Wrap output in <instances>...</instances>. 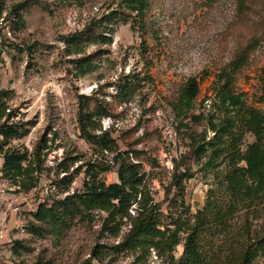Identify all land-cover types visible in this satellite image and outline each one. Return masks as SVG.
Instances as JSON below:
<instances>
[{
  "label": "rangeland",
  "instance_id": "obj_1",
  "mask_svg": "<svg viewBox=\"0 0 264 264\" xmlns=\"http://www.w3.org/2000/svg\"><path fill=\"white\" fill-rule=\"evenodd\" d=\"M121 1L87 0L80 5L72 0H0V92H6L3 102L10 121L22 133L4 149L27 152L37 162L39 179L30 193L16 189L0 198V264H32L40 257L54 264H82L96 246L111 248L128 231L124 225L118 238L103 234L107 215L95 212L89 218H75L61 234L50 226H45L43 237L30 232L32 209L51 203L53 185L67 175L73 178L70 187L78 191L86 179V168L80 170L84 163L110 162L114 157L99 155L97 145L82 136V103L90 111L99 104L108 109L110 116L100 119L96 133L110 130L120 152L140 164L155 201L164 199L176 161L186 156L181 169L195 172L186 182L191 211L204 209L210 198H227L225 164L211 168L205 165L208 159L198 163L188 157L189 134L205 131L207 120L197 124L187 119L188 127L180 128L169 100L194 77L200 94L192 114L214 116L211 104L220 70L238 49L257 38L258 47L236 75L235 86L250 107L264 112V0H247L244 16L238 15L236 0H151L144 27L136 22L139 18L107 19ZM24 2L20 21L12 10ZM84 54L97 58L93 70L82 77L71 61ZM253 141L247 135L243 148ZM3 163L0 156V171ZM117 171L118 167L101 177L115 183ZM68 185L57 188L68 189ZM241 217L240 212L213 218L205 238L209 264H264V257H249L239 242ZM15 241L23 243L16 251ZM183 250V244L176 248L177 259ZM112 258L108 256L105 264H131L136 256L122 253L111 263ZM141 264L169 263L152 252Z\"/></svg>",
  "mask_w": 264,
  "mask_h": 264
},
{
  "label": "trees",
  "instance_id": "obj_2",
  "mask_svg": "<svg viewBox=\"0 0 264 264\" xmlns=\"http://www.w3.org/2000/svg\"><path fill=\"white\" fill-rule=\"evenodd\" d=\"M72 1L84 5L87 0ZM236 1L238 15H246L247 0ZM150 4L151 0H122L118 9L110 13L107 19L113 20L115 16L125 20L139 18L136 22L144 27V17ZM25 7L26 2L19 3L13 8L12 15L21 21V11ZM257 40L253 38L245 47L238 49L233 59L220 70L211 104L214 116L192 114L200 94V84L194 77L183 83L169 100L180 128L188 127L185 125L187 119L197 124L207 120L205 131L189 134L188 157H194L198 163L208 159L205 165L211 168L225 164L223 186L226 200L215 201L210 198L204 209L196 213L191 211L186 203V182L195 176V172L181 169L186 156L176 161L171 181L165 187L164 199L161 202L155 201L140 164L132 161L129 153L120 152L110 130L96 133L101 129L100 119L110 116L108 109L99 104L91 111L86 107L85 112L86 104L82 103L79 115L82 136L97 145L96 153L99 155L109 153L114 157L110 162L87 161L80 167V170L86 168V179L80 190L64 198H58V194H55L50 204L39 203L32 213L34 220L30 223V232L43 237L47 230L45 226H50L52 232L61 234L64 228L71 226L75 218H89L95 212H103L107 215L103 219V234L118 238L124 225L129 226L128 231L111 248L96 246L91 257L82 264H105L110 255L113 256V263L122 253L127 252L136 256L131 264L143 263L152 252L169 264H209L205 238L213 218L234 217L241 212L243 220L237 233L239 242L249 257H264V112L250 107L245 95L235 86L236 75L248 64L258 47ZM95 58V54H84L71 63L77 74L84 77L93 70ZM5 94L4 91L0 92V136L3 138L0 156L4 159L1 173L17 190L30 193L39 184L35 176L38 165L35 160L29 159L27 152L13 147L4 149L10 140L22 136L19 125L10 121L8 108L3 102ZM209 133L213 134L212 138ZM249 134L254 137V141L244 149L245 138ZM116 167L118 181L106 183L101 176ZM67 182L68 189H59L60 194L69 190L73 178L65 175L59 181V185ZM253 221L258 224L254 225ZM22 244V241H15L14 250L22 248ZM181 244L184 247L183 254L177 259L175 251ZM32 264L54 263L40 257Z\"/></svg>",
  "mask_w": 264,
  "mask_h": 264
},
{
  "label": "built area",
  "instance_id": "obj_3",
  "mask_svg": "<svg viewBox=\"0 0 264 264\" xmlns=\"http://www.w3.org/2000/svg\"><path fill=\"white\" fill-rule=\"evenodd\" d=\"M73 184H75V183H73ZM16 189H17V187L14 186L13 183L10 180L5 179L3 177L1 171H0V198H4L8 194V192L15 191ZM50 191L52 193L58 194V198H64L67 195H70V194H74L75 193L74 187H70L69 190H67L64 194H60L58 192L57 187L55 185H53L50 188ZM38 205L33 207L32 212L36 211ZM2 236L3 235H1L0 238H3Z\"/></svg>",
  "mask_w": 264,
  "mask_h": 264
},
{
  "label": "crops",
  "instance_id": "obj_4",
  "mask_svg": "<svg viewBox=\"0 0 264 264\" xmlns=\"http://www.w3.org/2000/svg\"><path fill=\"white\" fill-rule=\"evenodd\" d=\"M11 223H13V222L11 221Z\"/></svg>",
  "mask_w": 264,
  "mask_h": 264
}]
</instances>
